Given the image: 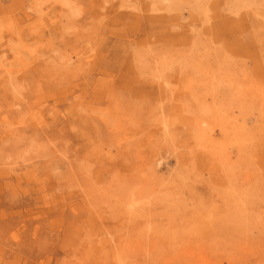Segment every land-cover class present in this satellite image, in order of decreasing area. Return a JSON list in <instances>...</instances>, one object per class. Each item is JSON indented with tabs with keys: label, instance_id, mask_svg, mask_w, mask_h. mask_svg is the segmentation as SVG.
Wrapping results in <instances>:
<instances>
[{
	"label": "rangeland",
	"instance_id": "rangeland-1",
	"mask_svg": "<svg viewBox=\"0 0 264 264\" xmlns=\"http://www.w3.org/2000/svg\"><path fill=\"white\" fill-rule=\"evenodd\" d=\"M0 264H264V0H0Z\"/></svg>",
	"mask_w": 264,
	"mask_h": 264
},
{
	"label": "bare ground",
	"instance_id": "bare-ground-1",
	"mask_svg": "<svg viewBox=\"0 0 264 264\" xmlns=\"http://www.w3.org/2000/svg\"><path fill=\"white\" fill-rule=\"evenodd\" d=\"M223 136H225V135L223 134Z\"/></svg>",
	"mask_w": 264,
	"mask_h": 264
}]
</instances>
